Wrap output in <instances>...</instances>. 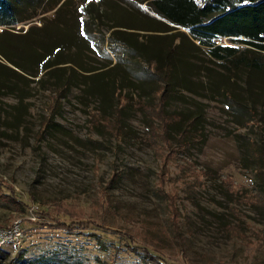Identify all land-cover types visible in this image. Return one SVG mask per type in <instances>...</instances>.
I'll return each instance as SVG.
<instances>
[{"label": "rangeland", "instance_id": "rangeland-1", "mask_svg": "<svg viewBox=\"0 0 264 264\" xmlns=\"http://www.w3.org/2000/svg\"><path fill=\"white\" fill-rule=\"evenodd\" d=\"M41 15L6 29L19 33L15 29L22 26L23 32L38 25ZM19 38L0 36L8 45ZM87 43L82 55L86 63L101 66L105 51L110 65L117 60L128 66L129 78H143L132 69L139 68L136 61L120 49L110 54L104 41L89 38ZM216 43L245 52L243 45L225 38ZM71 51L62 46L46 56L64 59ZM43 62L30 65L35 69ZM0 63L21 72L1 55ZM186 65L192 67L190 89L180 88L181 96L167 106L169 111L200 114L186 148H178L172 135L171 145L146 144L148 118L132 104L143 99L144 91L132 85L121 92L127 96L119 109L124 134L101 125L94 116L100 93L86 94L82 84L71 87L60 100L55 124L41 131L48 90L31 82L19 101L15 90L0 88V182L10 187V196L23 201L17 204L0 195V227L16 222L22 230L20 246L0 247V264H19L50 252L82 264H155L144 258L143 245L156 249L167 263L264 264V197L257 195L253 160L246 157L256 146L264 149V77L214 61L202 47L190 53ZM107 103L116 104L112 97ZM37 207L50 218L35 217ZM58 220L92 221L106 232L51 229Z\"/></svg>", "mask_w": 264, "mask_h": 264}, {"label": "trees", "instance_id": "trees-1", "mask_svg": "<svg viewBox=\"0 0 264 264\" xmlns=\"http://www.w3.org/2000/svg\"><path fill=\"white\" fill-rule=\"evenodd\" d=\"M49 11L48 15H41ZM37 14L41 15L38 25H28L23 32L20 26L15 29L19 33L6 29H14L18 23ZM0 29V36L20 37L13 45L0 39V55L25 74L0 63V88L15 90L19 101L29 92L31 82L48 90V112L40 131L55 124L53 118L59 113L60 100L71 87L82 84L80 89L86 94L100 93V108L94 116L101 120V125L111 129L113 134H124L119 109L126 104L127 96L121 92L124 86L132 85L144 91L143 99L132 104L148 118L146 144L154 147L161 141L171 145L172 135L178 148H186L194 135L190 132L195 118L200 114L169 111L167 106L170 100L181 96L180 88L190 89L192 67L186 63L194 49L202 47L214 61L242 67L264 77V0H17L14 4L0 0ZM89 38L104 41L110 54L120 49L128 60L134 59L139 68L133 66L132 69L143 78H129L128 66L120 65L117 60L110 65L105 51L106 61L101 66L86 63L82 55L85 57L83 49L89 48ZM221 38L243 45L245 52H238L233 45L216 43ZM62 46L72 49L64 59L46 56ZM43 59L45 62L39 68L31 67L30 64ZM64 63L69 65L55 67ZM144 83L152 85L146 88ZM110 97L116 104L107 107ZM196 134L195 138L199 137ZM246 157L253 160L251 170L257 195L264 197V149L256 146ZM10 194V187L0 182V195L22 204L23 201H17ZM34 214L37 218H50L39 207ZM24 221L35 223L29 219ZM49 227L67 233L86 228L106 232V228L92 221L58 220ZM142 249L144 258H153L155 264H176L164 261L150 246L143 245ZM19 264L82 263L78 258L66 262L50 252Z\"/></svg>", "mask_w": 264, "mask_h": 264}, {"label": "built area", "instance_id": "built-area-1", "mask_svg": "<svg viewBox=\"0 0 264 264\" xmlns=\"http://www.w3.org/2000/svg\"><path fill=\"white\" fill-rule=\"evenodd\" d=\"M21 240L22 231L16 222L8 227H0V247L5 245L18 247L21 244Z\"/></svg>", "mask_w": 264, "mask_h": 264}]
</instances>
